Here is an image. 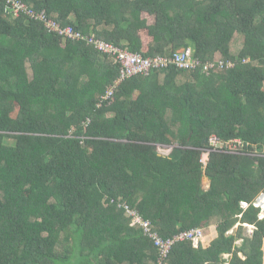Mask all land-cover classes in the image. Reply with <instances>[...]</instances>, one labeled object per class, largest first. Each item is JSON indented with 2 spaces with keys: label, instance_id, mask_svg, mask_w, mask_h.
I'll list each match as a JSON object with an SVG mask.
<instances>
[{
  "label": "trees",
  "instance_id": "16d2710c",
  "mask_svg": "<svg viewBox=\"0 0 264 264\" xmlns=\"http://www.w3.org/2000/svg\"><path fill=\"white\" fill-rule=\"evenodd\" d=\"M19 1L143 56L190 47L201 64L128 77L97 106L118 65L0 0V264H158L121 204L163 239L213 229L160 264H264V215L240 206L264 193V0ZM218 57L233 66L202 70Z\"/></svg>",
  "mask_w": 264,
  "mask_h": 264
},
{
  "label": "built area",
  "instance_id": "2783aa9c",
  "mask_svg": "<svg viewBox=\"0 0 264 264\" xmlns=\"http://www.w3.org/2000/svg\"><path fill=\"white\" fill-rule=\"evenodd\" d=\"M6 9L12 12L14 15H18L19 11H22L35 19H39L43 25L50 31L56 32L63 38H70L75 40H82L86 44L92 45L96 50L108 55L114 63L118 65V76L114 82L107 86L105 92L100 96L97 101V106L101 105L104 99H107L112 93L115 87L122 80L134 76V75H147L155 69H161L168 66H174L177 69H189L200 65V61L193 56V51L190 47L180 48L175 50L170 55H154V56H143L139 52L131 51L126 47H120L113 44L112 42L106 41L96 37L93 33H83L79 30L74 29L71 25L61 26L55 20L47 17L43 11L34 12L25 3L19 0H7ZM233 61H224L221 58H216L211 61H205L202 63V70L208 71L213 67H232ZM209 144L212 146V150H221L229 153H242L243 143L240 139L235 138L227 141L226 143L219 142L216 136H210L208 138ZM237 143L239 147L231 150L230 148L224 149L225 144ZM172 146L156 145V149L159 153L168 154ZM227 150V151H225ZM210 149H204L201 154V161H204V156L208 158V152ZM204 155V156H203ZM249 204L254 206H260L262 208L260 217L264 215V193H261L251 202L240 201V206L245 209ZM124 208L126 215L130 216L133 222L139 223L142 226L143 231L152 239L155 246L158 247V264L161 263L162 259L167 255L171 245L177 240L189 239L192 241L193 246H198L203 240V231L199 227L187 229L174 234L172 237L163 239L158 233L151 229L150 222L147 219L141 217L134 209L129 208L126 204H121ZM237 225V224H236ZM248 234L254 229V225L247 224ZM239 241H236L238 243ZM224 257H228L229 253H224Z\"/></svg>",
  "mask_w": 264,
  "mask_h": 264
},
{
  "label": "rangeland",
  "instance_id": "374dc122",
  "mask_svg": "<svg viewBox=\"0 0 264 264\" xmlns=\"http://www.w3.org/2000/svg\"><path fill=\"white\" fill-rule=\"evenodd\" d=\"M6 143H11L12 141H13V139L12 138H10V137H7V138H5V140H4ZM222 147H225V149H227V148H230L231 150H235L234 148H236V147H239V145L237 144V143H235V142H233V143H231V144H229L228 145V143L227 144H225V146H223L222 145ZM225 151H227V150H225ZM252 154H254V153H252ZM204 156V155H203ZM204 161H205V163H206V161H207V159H206V157L204 156ZM208 186V179L204 176L203 178H202V187L203 188H206ZM210 230H211V228H210ZM213 229L208 233V234H205L204 235V238H203V244L204 245H207V243L209 242V240L212 238V236H213ZM245 232L246 233H248V227H245ZM263 259H264V254H263Z\"/></svg>",
  "mask_w": 264,
  "mask_h": 264
},
{
  "label": "water",
  "instance_id": "95a60500",
  "mask_svg": "<svg viewBox=\"0 0 264 264\" xmlns=\"http://www.w3.org/2000/svg\"><path fill=\"white\" fill-rule=\"evenodd\" d=\"M205 141H206V139L204 138V139H203V142H205Z\"/></svg>",
  "mask_w": 264,
  "mask_h": 264
},
{
  "label": "clouds",
  "instance_id": "9594fccd",
  "mask_svg": "<svg viewBox=\"0 0 264 264\" xmlns=\"http://www.w3.org/2000/svg\"><path fill=\"white\" fill-rule=\"evenodd\" d=\"M259 206V205H258ZM260 207V206H259ZM261 211H262V208L260 207Z\"/></svg>",
  "mask_w": 264,
  "mask_h": 264
}]
</instances>
